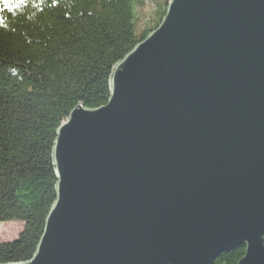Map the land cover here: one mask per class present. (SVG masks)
<instances>
[{
	"label": "water",
	"instance_id": "water-1",
	"mask_svg": "<svg viewBox=\"0 0 264 264\" xmlns=\"http://www.w3.org/2000/svg\"><path fill=\"white\" fill-rule=\"evenodd\" d=\"M106 105L58 128L57 199L6 264H264V0H169Z\"/></svg>",
	"mask_w": 264,
	"mask_h": 264
},
{
	"label": "trees",
	"instance_id": "trees-1",
	"mask_svg": "<svg viewBox=\"0 0 264 264\" xmlns=\"http://www.w3.org/2000/svg\"><path fill=\"white\" fill-rule=\"evenodd\" d=\"M0 0V223L22 222L0 242V264L37 251L57 199L53 150L60 125L79 104L106 105L114 66L156 29L169 0ZM246 246L214 264H238Z\"/></svg>",
	"mask_w": 264,
	"mask_h": 264
},
{
	"label": "rangeland",
	"instance_id": "rangeland-1",
	"mask_svg": "<svg viewBox=\"0 0 264 264\" xmlns=\"http://www.w3.org/2000/svg\"><path fill=\"white\" fill-rule=\"evenodd\" d=\"M148 5L145 11L140 14L141 21L139 22V29L145 28L151 25L150 18L154 17V9L156 7V3L152 1H148ZM23 228L22 222H5L0 223V242L1 241H10L14 240L18 237L20 231Z\"/></svg>",
	"mask_w": 264,
	"mask_h": 264
}]
</instances>
